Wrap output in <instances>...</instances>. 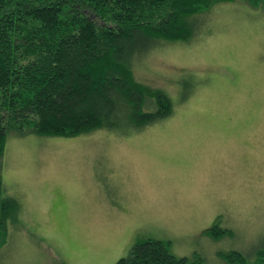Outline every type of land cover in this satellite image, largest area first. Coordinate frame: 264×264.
<instances>
[{
	"label": "rangeland",
	"instance_id": "374dc122",
	"mask_svg": "<svg viewBox=\"0 0 264 264\" xmlns=\"http://www.w3.org/2000/svg\"><path fill=\"white\" fill-rule=\"evenodd\" d=\"M206 15V14H205ZM192 43L134 66L167 92L173 116L144 131L10 136L0 168L19 202L0 264H115L162 240L189 264L249 262L264 249V10L218 4ZM194 90L179 102L178 81ZM218 222L229 231L214 240Z\"/></svg>",
	"mask_w": 264,
	"mask_h": 264
},
{
	"label": "trees",
	"instance_id": "16d2710c",
	"mask_svg": "<svg viewBox=\"0 0 264 264\" xmlns=\"http://www.w3.org/2000/svg\"><path fill=\"white\" fill-rule=\"evenodd\" d=\"M230 3L264 10V0H0V168L10 136H121L173 116L168 93L140 82L134 66L163 45L192 43L207 31V14ZM178 84L179 102L195 94L190 81ZM2 184L0 249L20 205ZM205 232L214 240L229 233L218 222ZM128 253L115 264H189L152 238ZM257 256L250 263L233 250L221 258L264 264V249Z\"/></svg>",
	"mask_w": 264,
	"mask_h": 264
}]
</instances>
